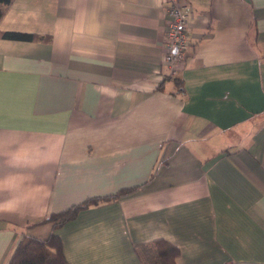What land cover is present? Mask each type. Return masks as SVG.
<instances>
[{
    "label": "crops",
    "instance_id": "crops-1",
    "mask_svg": "<svg viewBox=\"0 0 264 264\" xmlns=\"http://www.w3.org/2000/svg\"><path fill=\"white\" fill-rule=\"evenodd\" d=\"M193 8L178 94L163 0H14L0 20V264L51 214L70 264H264V0ZM4 33L45 37L26 41Z\"/></svg>",
    "mask_w": 264,
    "mask_h": 264
},
{
    "label": "trees",
    "instance_id": "trees-1",
    "mask_svg": "<svg viewBox=\"0 0 264 264\" xmlns=\"http://www.w3.org/2000/svg\"><path fill=\"white\" fill-rule=\"evenodd\" d=\"M14 0H0V20ZM4 38L12 40H44L45 37L20 34L4 33ZM178 94H184L183 83L180 78L174 80ZM133 192V189H124L106 197H92L79 204L72 205L68 209L51 214L43 223L53 224V233L45 239H39L29 235H23L15 248L8 264H70L63 252L61 239L54 233L64 224L74 220L78 214L92 206L114 202ZM139 257L143 264H177L180 251L172 243L166 240H156L150 245L138 247Z\"/></svg>",
    "mask_w": 264,
    "mask_h": 264
},
{
    "label": "built area",
    "instance_id": "built-area-1",
    "mask_svg": "<svg viewBox=\"0 0 264 264\" xmlns=\"http://www.w3.org/2000/svg\"><path fill=\"white\" fill-rule=\"evenodd\" d=\"M162 9L167 17L164 36V61L171 78H178L189 57L190 21L192 6L185 0H163Z\"/></svg>",
    "mask_w": 264,
    "mask_h": 264
}]
</instances>
